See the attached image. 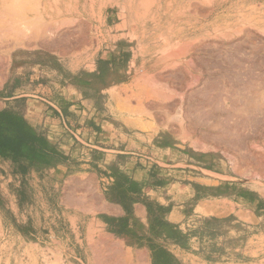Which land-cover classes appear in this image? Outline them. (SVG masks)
Returning <instances> with one entry per match:
<instances>
[{"label": "crops", "instance_id": "1", "mask_svg": "<svg viewBox=\"0 0 264 264\" xmlns=\"http://www.w3.org/2000/svg\"><path fill=\"white\" fill-rule=\"evenodd\" d=\"M165 7L175 17L182 9ZM135 9L136 0H0V206L53 216L43 229L69 232L68 242L77 224L81 264H90L91 233L134 264H264L262 199L217 195L208 177L217 167L163 159L165 143L146 148L140 134L105 127L110 115L89 112L95 102L70 86L58 97L27 94L57 73L86 71L89 55L95 69L134 55L119 48L128 38L119 29Z\"/></svg>", "mask_w": 264, "mask_h": 264}, {"label": "rangeland", "instance_id": "2", "mask_svg": "<svg viewBox=\"0 0 264 264\" xmlns=\"http://www.w3.org/2000/svg\"><path fill=\"white\" fill-rule=\"evenodd\" d=\"M160 1L136 0V9L133 15L135 22L125 24L119 29L120 32L127 33L122 34L123 37H128L120 40L119 48L121 51L133 49L134 55L122 52L113 61L112 66L110 63L104 64L98 69L93 66L96 55H89L86 71H77L73 74L64 73L63 75L57 73L47 79V82L44 83L45 89L39 93H32L33 89H29L27 94L58 97L64 94L63 86H70L69 88L76 90L75 95L79 96L82 93L88 100L95 102L92 106L89 104V112L102 111L110 115L111 118L105 115L101 120L105 127L111 129L124 127L140 134L146 148L151 145L159 146L160 142L165 143L162 149L169 147L172 150L166 153H164L165 151L160 152V155H165L163 159L170 162L191 161L192 164L200 166L198 161L205 162V168L209 170H213L212 166H215L217 167L216 174H209L208 177L214 181L211 187L217 190V195H256L257 198L262 199L261 202L264 204V99L262 97L264 96V85L262 84L264 78V74L262 75L264 73V35L250 30L246 31L247 33L235 35L226 32L222 36V33L213 29L218 12L211 4V0H162L161 2L167 6L170 5L169 7L181 5L182 9L178 12L179 15L177 14L179 17H175V22L167 24L165 27L159 23L147 22L149 16H151L150 18L155 17L152 12L161 5ZM147 3L151 4H148L150 9L146 8ZM228 6L223 7L219 12ZM186 7L188 8L186 9ZM190 12L194 14L192 15ZM217 39L220 41L215 42L214 40L217 41ZM241 40H243V44ZM88 42L91 41L88 40ZM76 43H73L74 48L79 46V42ZM100 43H104V46L111 45L110 40H102ZM186 43L192 44L187 49V54L177 56V52L180 53L178 49H182V45ZM259 43L263 44L262 48L259 47ZM115 44L116 41H114ZM225 45H228L229 48ZM213 46L219 50L216 51ZM237 47H240L241 52ZM231 51L234 52L231 53ZM235 52L239 58H235ZM248 52L249 54H247ZM239 54H242V59ZM250 54L252 56L254 54L255 57L259 56L253 58ZM130 56L134 57V60L130 64L129 72L126 69ZM228 57H231L232 60H229ZM227 59L229 63L226 62ZM253 59L255 60L252 61ZM259 59L262 62H259ZM258 64L259 66H257ZM246 65H253L254 68L250 66V71ZM124 66L125 70L122 69ZM117 69L118 71L114 72ZM245 69H248L249 72H244ZM225 71H229L228 73L229 75L231 73L232 77H228L229 75L228 73L226 75ZM239 71H243L240 76ZM255 72H258L257 75ZM246 73H251L252 80L250 74H247L248 79L247 76H244ZM4 74L0 73V83H3ZM32 74L31 72L25 73L23 78L30 79ZM233 76H239L241 79L238 77V80ZM225 80H229V84ZM247 80L254 83H249ZM153 82H157V84ZM232 84L233 86L230 87ZM259 84H262V87ZM101 86L108 88L104 93L108 102L101 96L103 91ZM1 90L0 87V101H3L4 91ZM259 96L263 100H257V98H261ZM248 99L250 103H246L249 101ZM241 100L246 101L244 103ZM252 101L255 106L259 102H263L262 107L257 105V109H260H256L258 112L262 109L261 114L257 112L256 115L255 110H252L254 107L249 108L254 106ZM256 101L259 102L256 104ZM242 103L244 106L245 104L247 107L249 106L247 104L250 106L245 108ZM100 107L102 108L100 109ZM234 108L247 109L245 115H251H249L250 120L248 119L249 125L248 122H245L249 116L242 117L244 116L242 113L240 117V109L235 112ZM251 110L257 118L254 117L253 112H248ZM226 118L228 120H225ZM224 122L225 124H223ZM244 123L246 126L243 125ZM251 124H254L253 128ZM249 126L251 128H248L247 131L246 127ZM213 127H217L219 130L213 129ZM6 204L7 201H2V206H0V264H81L79 261L80 249L75 247V236L78 240L80 237L77 224H73V228L76 229L75 236L73 235L74 240L71 239L68 242L66 238L69 232L62 230L54 234L47 228L43 229V227H49L53 216H36L31 214L30 209L22 208L18 214H14L10 206L6 208ZM82 234L85 235L83 231ZM88 243L90 264H134L131 255L123 247L112 243L111 240L103 236L98 237L95 233H91Z\"/></svg>", "mask_w": 264, "mask_h": 264}, {"label": "bare ground", "instance_id": "3", "mask_svg": "<svg viewBox=\"0 0 264 264\" xmlns=\"http://www.w3.org/2000/svg\"><path fill=\"white\" fill-rule=\"evenodd\" d=\"M154 1V0H153ZM162 1V0H161ZM160 1V2H161ZM165 2V1H164ZM170 2V1H169ZM179 2V1H178ZM177 2V3H178ZM156 3V2H155ZM204 3V2H203ZM148 4L149 3H147L146 5H147V9H150V8H148ZM179 4V3H178ZM188 4V3H187ZM205 4V3H204ZM211 4H213V6H214V8H215V10L218 12L217 13V17L215 18V22L213 23V29L215 30V31H217L218 33H222V36H223V33H226V32H228L230 35H235V34H241V33H244V32H246V31H250V30H254V32L255 33H257V34H261V35H264V0H211ZM149 5H151V4H149ZM152 5H155V4H153L152 3ZM196 5V4H195ZM195 5H194V7H195ZM198 5V4H197ZM227 5H229L226 9H224V10H222V12H219L223 7H226ZM156 6H157V4H156ZM170 6V5H169ZM122 7V6H121ZM151 7V6H150ZM161 7V6H160ZM197 7V6H196ZM141 8V7H140ZM145 8V7H144ZM145 8V9H146ZM166 8V7H165ZM169 8H171V7H169ZM188 7H186V9H187ZM198 8V7H197ZM167 9V8H166ZM179 9V8H178ZM123 10V9H122ZM126 10V9H125ZM212 10V9H211ZM148 11V10H147ZM187 11V10H186ZM206 11L208 12V10L206 9ZM126 12V11H125ZM141 12V11H140ZM188 12H189V10H188ZM143 13V12H142ZM191 13V12H190ZM144 14H146V13H144ZM152 14H154L155 15V17L154 18H150L151 16H149L148 18H149V20L147 21V22H149V23H155V24H162L163 25V27H165V25H167V24H171L169 21H174V20H176L175 19V16L172 14V12L170 11V10H168L167 9V12H165V11H163V10H161V9H157V10H155L154 12H152ZM173 15V17H172V15ZM192 14V13H191ZM139 15V14H138ZM179 15V14H178ZM177 15V16H178ZM193 15V14H192ZM191 15V16H192ZM139 16H141V15H139ZM182 16V15H181ZM179 17V16H178ZM145 18V17H144ZM178 19V18H177ZM146 21V19L144 20V22ZM216 32V33H217ZM253 32V31H252ZM227 33V34H228ZM247 33V32H246ZM251 33V32H250ZM216 35V34H215ZM225 35V34H224ZM219 36V35H218ZM245 36V35H244ZM247 36V35H246ZM256 36V35H255ZM212 37V36H211ZM239 37H240V35H239ZM262 37V36H261ZM214 38V37H213ZM225 38V37H224ZM228 38V37H227ZM231 38V37H230ZM245 38V37H244ZM243 38V39H244ZM236 39H238V38H236ZM246 39V38H245ZM247 39H248V37H247ZM230 40V39H229ZM229 40H228V42H229ZM263 40V39H262ZM215 42H219L218 41V39H217V41L216 40H214ZM222 41V40H221ZM233 41V40H232ZM243 40H241V42H242ZM264 41V40H263ZM214 42V43H215ZM238 42H239V40H238ZM247 42V41H246ZM212 43H213V41H212ZM226 43H227V41H226ZM230 43H231V41H230ZM245 43V42H244ZM215 44H217V43H215ZM223 44V43H222ZM238 44V43H237ZM241 44V43H240ZM242 44H243V42H242ZM246 44V43H245ZM248 44V43H247ZM250 44V43H249ZM252 44H254V43H252ZM251 44V45H252ZM260 44V43H259ZM191 43H186V44H183L182 45V49H178L179 51H180V53L179 52H177L178 54H177V56L178 55H180V56H184V55H186L187 54V49L188 48H190L191 47ZM212 45H214V44H212ZM219 45V44H218ZM224 45V44H223ZM256 45H258V44H256ZM256 45H253V46H256ZM261 45V46H260ZM259 45V47L260 48H262V46H263V44H260ZM179 46V45H178ZM215 46V45H214ZM213 46V47H214ZM220 46V45H219ZM225 46H228V45H225ZM246 46V45H245ZM250 46V45H249ZM218 47V46H217ZM233 47V46H232ZM247 47V46H246ZM258 47V48H259ZM215 48V47H214ZM220 48H222V47H220ZM228 48H229V46H228ZM238 48V47H237ZM240 48V47H239ZM239 48H238V50H239ZM249 49H250V47H248ZM253 48V47H252ZM257 48V47H256ZM213 49V48H212ZM216 49V51H217V49L218 48H215ZM214 49V50H215ZM242 49V48H241ZM245 49V48H244ZM255 49V48H254ZM219 50V49H218ZM224 50V49H223ZM226 50H228V49H226ZM230 50V49H229ZM240 51V50H239ZM246 51H248V50H246ZM251 51V53H252V51H253V49L252 50H250ZM255 51V53H257L256 52V49L254 50ZM258 51H260V50H258ZM264 51V50H263ZM219 52V51H218ZM220 52H222V51H220ZM227 52V51H226ZM230 52V51H229ZM234 51H231V53H233ZM241 52V51H240ZM217 53V52H216ZM225 53V52H224ZM228 53V52H227ZM230 53V54H231ZM245 53V52H244ZM243 53V54H244ZM260 53V52H259ZM226 54V53H225ZM229 54V53H228ZM247 54H249V52L247 53ZM247 54H245V56H247ZM221 55V54H220ZM227 55V54H226ZM234 55V54H233ZM240 55V54H239ZM242 55V54H241ZM241 55H240V58L242 59V57H241ZM251 55V54H250ZM261 55V54H260ZM179 56V57H180ZM225 56V55H224ZM223 56V57H224ZM229 56V55H228ZM231 56V55H230ZM249 56V55H248ZM259 56V55H258ZM258 56H256L255 57V55L253 54V56L251 55V57H253V58H258ZM264 56V55H263ZM218 57V56H217ZM216 57V58H217ZM220 57V56H219ZM231 57H233V56H231ZM231 57H228V59L230 60L231 59ZM236 57H238L237 55H236V52H235V58ZM261 57V56H260ZM222 58V57H221ZM226 58V57H225ZM234 58V59H235ZM239 58V57H238ZM248 59V57H245V59ZM228 59H227V61L226 62H228ZM244 59V58H243ZM232 60V59H231ZM240 60V59H239ZM238 60V62H240ZM255 59H253L252 61H254ZM263 60V59H262ZM220 61V60H219ZM235 61V60H234ZM250 61V60H249ZM261 60L259 59V62H260ZM225 62V61H224ZM232 62V61H231ZM238 62H234L235 64H237ZM251 62V61H250ZM258 62V63H259ZM262 62V61H261ZM264 62V61H263ZM219 63V62H218ZM222 63V62H221ZM229 63V62H228ZM242 63V62H241ZM241 63H240V66H242L241 65ZM249 63V62H248ZM247 63V64H248ZM257 63V62H256ZM223 64V63H222ZM253 64V63H252ZM260 65H262L261 63H259ZM259 64L257 65V66H259ZM264 64V63H263ZM227 65H229V64H227ZM239 65V64H238ZM255 65V64H254ZM222 66V65H221ZM247 66V65H246ZM250 66H252V68H254L253 67V65H250ZM250 66H247V68L250 70L251 69V67ZM256 66V67H257ZM223 67V66H222ZM225 67V66H224ZM250 67V68H249ZM242 68H245V67H242ZM248 69H245L244 70V72L245 71H248ZM258 69V68H257ZM260 69V68H259ZM230 70H232V69H230ZM229 70V71H230ZM243 70V69H242ZM255 70V69H254ZM228 71V72H229ZM251 71V70H250ZM256 71V70H255ZM260 71V70H259ZM226 72V71H225ZM228 72H226V75H227V73ZM243 72V71H242ZM242 72H240L239 71V76L241 75V73ZM249 72V71H248ZM254 72V71H253ZM236 73L238 74V72L236 71ZM256 73V75H257V73L258 72H255ZM245 74V73H244ZM250 74V79H251V73H246V75H244V76H247L246 78L248 79V75ZM264 73H262V75H263ZM228 75H229V73H228ZM230 75H231V73H230ZM228 76V77H232V76ZM234 75H236V74H234ZM253 75V74H252ZM255 75V74H254ZM253 75V76H254ZM259 75V74H258ZM261 75V74H260ZM261 75V77H263ZM239 76H233V78L234 77H237V79H238V77ZM242 76H243V74H242ZM241 76V77H242ZM225 77V76H224ZM148 78H150V77H148ZM148 78H147V80H148ZM151 78H152V76H151ZM240 78V77H239ZM228 79V78H227ZM236 79V78H235ZM235 79H233V80H235ZM236 79V80H237ZM241 79V78H240ZM257 79V78H256ZM235 80V82H237ZM242 80H243V78H242ZM252 80V79H251ZM249 81V80H247L249 83L251 82H253V81ZM254 80V79H253ZM260 80V79H259ZM261 80H262V78H261ZM261 80H260V82H261ZM226 81V80H225ZM229 81V80H228ZM228 81H226L227 82V84H229V82ZM245 81V80H244ZM231 82H232V78H231ZM234 82V81H233ZM255 82H258V83H260L259 81H257V80H255ZM154 84H157V82H153ZM153 83H150V84H152V85H154ZM242 83V82H241ZM245 83H246V81H245ZM254 83V82H253ZM258 83H257V85H258ZM234 84V83H233ZM233 84L230 86V87H232L233 86ZM236 84V83H235ZM238 84V83H237ZM262 84L264 85V78H263V81H262ZM262 84L260 85L261 87H262ZM239 85V84H238ZM241 85V84H240ZM236 86V85H235ZM235 86H234V88H235ZM260 86H258V87H260ZM242 87H243V84H242ZM242 89V88H241ZM106 88H104L103 89V91H102V94H101V96H103L104 97V100L105 101H107L108 102V98L104 95V93H106ZM264 90V89H263ZM244 91V90H243ZM259 91V90H258ZM262 91V90H261ZM264 92V91H263ZM261 93V92H260ZM253 94V93H252ZM252 94H250V95H252ZM254 94H256L255 93V91H254ZM263 95V94H262ZM261 95V96H262ZM253 96H255V95H253ZM257 96V95H256ZM261 96H259V97H261ZM106 97V98H105ZM263 97V99H264V96H262ZM262 97L261 98H257V100H260V99H262ZM249 98H250V96H249ZM254 98V97H253ZM251 99V98H250ZM256 99V98H255ZM262 99V100H263ZM249 100V99H248ZM110 101V100H109ZM241 101H243V100H241ZM244 101H246V100H244ZM243 101V102H244ZM254 102H255V100H253ZM252 101V103H254ZM250 103V100L249 101H246V103ZM257 102H259V101H256V104H257ZM262 102V101H261ZM261 102H259V103H261ZM245 103V102H244ZM244 103H242L243 104V106H244ZM257 104V105H261V107H262V105H263V102L261 103V104ZM247 105H249L250 106V104H247ZM257 105L255 106V103H254V106H248L249 108H251V107H254V108H252V110H255V113H256V115H257V112L258 111H256V109H257ZM241 106V105H240ZM242 107V106H241ZM245 108L247 107L246 106V104H245V106H244ZM247 107V108H248ZM256 107V108H255ZM226 108V107H225ZM230 108V107H229ZM233 108V107H232ZM244 108V110H245V112H243L244 110L242 109V108H237V109H240V111H239V113H241V115H240V117L242 116V113H244L243 115L244 116H242V117H245V116H249V115H245V114H247L246 112V110L247 109H245ZM235 110V112H236V108H234ZM258 109H260V108H258ZM257 109V110H258ZM263 109H264V107H263ZM223 110V109H222ZM225 110V109H224ZM241 110H242V112H241ZM248 111V112H250V113H252L253 111ZM227 111V110H226ZM230 111V110H229ZM261 111V113L264 111H262V109L260 110ZM260 111L258 112V113H260ZM225 112V111H224ZM232 112H233V110H232ZM238 112V111H237ZM260 113V114H261ZM232 114H234V113H232ZM236 114V113H235ZM253 115H255L254 114V112L252 113ZM218 115V114H217ZM237 115V114H236ZM253 115H252V118H254V117H256L257 118V116L255 115L254 117H253ZM263 115V114H262ZM222 116H224V115H222ZM251 116V115H250ZM249 116V118H247L246 120H245V122H248V125H249V121H248V119L250 120V117ZM264 116V115H263ZM235 117H237V116H235ZM238 117H239V114H238ZM259 117H261V116H259ZM217 118V117H216ZM220 118V117H219ZM223 118V117H222ZM229 118V117H228ZM238 119V118H237ZM241 119V118H240ZM240 119H238V120H240ZM218 120H220V119H218ZM224 120V119H223ZM225 120H228L227 118L225 119ZM242 120V119H241ZM256 120H259V119H256ZM221 121H222V119H221ZM253 121V120H252ZM252 121H250L251 123H252ZM255 121V120H254ZM215 122V121H214ZM213 122V123H214ZM243 122H244V120H243ZM257 122V121H256ZM212 123V124H213ZM217 123H218V121H217ZM217 123H216V125H217ZM237 123V122H236ZM222 124V123H221ZM220 124V125H221ZM223 124H225V122L223 123ZM255 124V123H254ZM253 124V125H254ZM264 124V123H263ZM214 125H215V123H214ZM227 125V124H226ZM238 125H241V124H238ZM244 126H246V124L244 123L243 124ZM243 125H241L242 127H243ZM252 125V124H251ZM251 126L252 128L254 127V126ZM212 126V125H211ZM259 126V125H258ZM227 127V126H226ZM236 127H237V124H236ZM239 127V126H238ZM242 127H240V128H242ZM250 126L249 127H246L247 129V131H248V128H251ZM215 128H217V127H215ZM214 127H213V129H215ZM220 128V127H219ZM240 128H239V130H240ZM256 128H258V127H256ZM218 129V128H217ZM212 130V129H211ZM219 130V129H218ZM253 130V129H252ZM252 130H250L251 132H252ZM242 131V130H241ZM243 131H244V129H243ZM244 132H246V131H244ZM258 132V131H257ZM214 133V132H213ZM243 133V132H242ZM254 133V132H253ZM253 133H252V135H253ZM244 135H245V133H243ZM251 134V133H250ZM249 134V135H250ZM247 135V134H246ZM218 136V135H217ZM218 138V137H217Z\"/></svg>", "mask_w": 264, "mask_h": 264}]
</instances>
